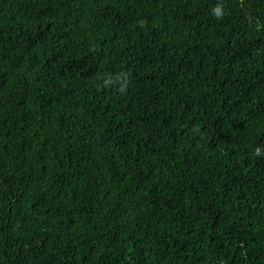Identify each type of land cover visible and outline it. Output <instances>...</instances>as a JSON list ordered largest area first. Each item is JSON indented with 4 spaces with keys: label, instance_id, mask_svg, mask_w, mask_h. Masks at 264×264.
Here are the masks:
<instances>
[{
    "label": "trees",
    "instance_id": "obj_1",
    "mask_svg": "<svg viewBox=\"0 0 264 264\" xmlns=\"http://www.w3.org/2000/svg\"><path fill=\"white\" fill-rule=\"evenodd\" d=\"M0 264H264V0H0Z\"/></svg>",
    "mask_w": 264,
    "mask_h": 264
},
{
    "label": "clouds",
    "instance_id": "obj_2",
    "mask_svg": "<svg viewBox=\"0 0 264 264\" xmlns=\"http://www.w3.org/2000/svg\"><path fill=\"white\" fill-rule=\"evenodd\" d=\"M214 14L219 18L222 15V10L219 6L213 9ZM256 154L259 155V149L256 150Z\"/></svg>",
    "mask_w": 264,
    "mask_h": 264
}]
</instances>
